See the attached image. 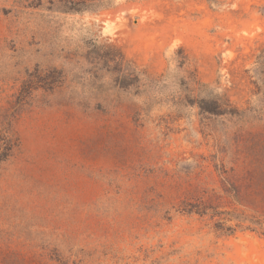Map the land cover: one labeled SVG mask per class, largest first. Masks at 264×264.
I'll return each instance as SVG.
<instances>
[{
	"label": "rangeland",
	"instance_id": "374dc122",
	"mask_svg": "<svg viewBox=\"0 0 264 264\" xmlns=\"http://www.w3.org/2000/svg\"><path fill=\"white\" fill-rule=\"evenodd\" d=\"M0 264H264V0H0Z\"/></svg>",
	"mask_w": 264,
	"mask_h": 264
},
{
	"label": "trees",
	"instance_id": "16d2710c",
	"mask_svg": "<svg viewBox=\"0 0 264 264\" xmlns=\"http://www.w3.org/2000/svg\"><path fill=\"white\" fill-rule=\"evenodd\" d=\"M198 107L206 112L214 113V114H221L220 112L223 111V104L221 97L217 95H208L207 98H201L197 100ZM207 206L204 204H196L191 207V209H188L189 212H195L198 214H206ZM233 215V214H232ZM239 215H233V218L238 220Z\"/></svg>",
	"mask_w": 264,
	"mask_h": 264
}]
</instances>
